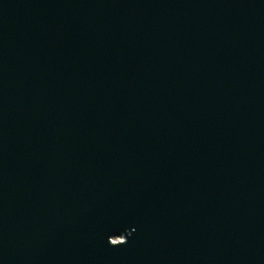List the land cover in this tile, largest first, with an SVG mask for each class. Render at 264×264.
<instances>
[{
  "label": "water",
  "instance_id": "95a60500",
  "mask_svg": "<svg viewBox=\"0 0 264 264\" xmlns=\"http://www.w3.org/2000/svg\"><path fill=\"white\" fill-rule=\"evenodd\" d=\"M0 264H264V0H0Z\"/></svg>",
  "mask_w": 264,
  "mask_h": 264
}]
</instances>
